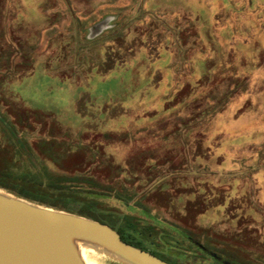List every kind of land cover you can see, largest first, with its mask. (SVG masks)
<instances>
[{
  "label": "rangeland",
  "instance_id": "rangeland-1",
  "mask_svg": "<svg viewBox=\"0 0 264 264\" xmlns=\"http://www.w3.org/2000/svg\"><path fill=\"white\" fill-rule=\"evenodd\" d=\"M0 191L238 264L236 233L264 244V0H0Z\"/></svg>",
  "mask_w": 264,
  "mask_h": 264
},
{
  "label": "water",
  "instance_id": "water-1",
  "mask_svg": "<svg viewBox=\"0 0 264 264\" xmlns=\"http://www.w3.org/2000/svg\"><path fill=\"white\" fill-rule=\"evenodd\" d=\"M82 246L123 264H170L106 224L0 191V264H85Z\"/></svg>",
  "mask_w": 264,
  "mask_h": 264
},
{
  "label": "trees",
  "instance_id": "trees-1",
  "mask_svg": "<svg viewBox=\"0 0 264 264\" xmlns=\"http://www.w3.org/2000/svg\"><path fill=\"white\" fill-rule=\"evenodd\" d=\"M59 178H54L52 176H49L48 177V180L49 181H54L53 183H58L60 181H67L68 183H75V179L74 178H65V180L62 178V180H58ZM77 179V178H76ZM78 181V179H77ZM76 181V182H77ZM85 181V179L83 180ZM87 181V180H86ZM85 181V182H86ZM57 187V186H56ZM17 195L19 197H22V198H25V199H28V200H31V201H39V202H42L44 203V200L40 199V198H33L27 194H24V193H17ZM51 206H54L53 204ZM56 206V205H55ZM67 204L64 203L62 207L64 208H67ZM67 212H70V213H76L72 210H69V209H65ZM86 213H89V214H86ZM77 214H80L82 216H86L92 220H95V221H98V222H101L103 224H106L108 226H110L111 228L114 229V227L108 223H106L105 221H103L101 218H99L98 216L94 215V213H92L91 211L89 210H79V212ZM240 226V225H238ZM121 237V239L123 241H125L126 243H129L137 248H140L142 250H145V251H148L146 248L144 247H141L139 246L137 243H134L132 240H129L128 238L125 237L124 234H122L120 231L114 229ZM259 236L258 234L256 233V231H251V230H241L239 231L238 233H236L232 238L231 240L232 241H237V244L234 243V246H235V249H236V253H232L230 254V257L232 258L233 262H236L238 264H255L253 261H250L248 259L245 258L244 255H242L243 251L245 252L244 254H247V255H250V256H256V257H259V259H262L264 260V244L260 243L259 242ZM225 241V240H224ZM243 244V245H242ZM245 246V247H244ZM247 247H257L256 250L257 251H254V252H251L248 250ZM200 248L205 252L207 253L208 255H210L211 257H213L215 260L217 261H220L222 262L223 264H231V263H228V262H225L224 260H222V258L220 256H218L217 254H214L212 253L211 251H209L206 247L204 246H200ZM242 249V250H239V249ZM244 249V250H243ZM247 250V251H246ZM150 253H152L153 255H155L156 257L170 263V264H175L174 262L172 261H169L163 257H161L160 255H158L157 253L153 252V251H148ZM244 257V258H243Z\"/></svg>",
  "mask_w": 264,
  "mask_h": 264
},
{
  "label": "bare ground",
  "instance_id": "bare-ground-1",
  "mask_svg": "<svg viewBox=\"0 0 264 264\" xmlns=\"http://www.w3.org/2000/svg\"><path fill=\"white\" fill-rule=\"evenodd\" d=\"M94 251L86 246L81 247V256L85 264H99L94 257Z\"/></svg>",
  "mask_w": 264,
  "mask_h": 264
}]
</instances>
